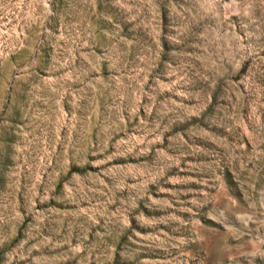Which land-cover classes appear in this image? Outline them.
<instances>
[{
    "label": "rangeland",
    "instance_id": "obj_1",
    "mask_svg": "<svg viewBox=\"0 0 264 264\" xmlns=\"http://www.w3.org/2000/svg\"><path fill=\"white\" fill-rule=\"evenodd\" d=\"M0 264H264V0H0Z\"/></svg>",
    "mask_w": 264,
    "mask_h": 264
}]
</instances>
